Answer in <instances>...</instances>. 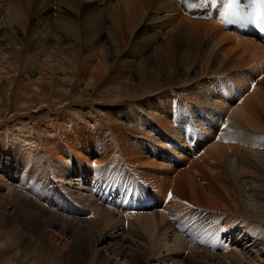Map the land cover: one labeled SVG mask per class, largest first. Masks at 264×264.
I'll list each match as a JSON object with an SVG mask.
<instances>
[{
    "label": "bare ground",
    "instance_id": "obj_1",
    "mask_svg": "<svg viewBox=\"0 0 264 264\" xmlns=\"http://www.w3.org/2000/svg\"><path fill=\"white\" fill-rule=\"evenodd\" d=\"M34 1L37 0H28L30 5L34 4ZM61 1L63 5L72 9L81 5V0ZM106 2L108 8H112L115 13L118 31L116 38L106 39L108 46H114L118 56L128 53L125 50L132 34L136 40L146 25L156 23L163 25L162 22L166 21L172 30L169 37L173 36V50L181 55V65H189L188 72L192 70L190 73L192 75L186 74L185 83H194L207 75L218 78L212 81L213 87L207 85L205 88L208 92L205 91L204 95L210 104L217 107L220 97L223 99L221 102L223 106L228 107L232 104L240 95L241 88L237 84L239 82L243 83V90L249 85L248 88H255L254 94L249 95L246 101L241 103L237 101L236 105L229 109L232 110L230 121L222 118L220 127L227 131L222 132L220 137L222 139L208 149L211 156L207 158L210 160L201 158L210 169L225 170L226 176L230 175L233 180L234 187L238 185L232 191L231 187L227 191L233 196V205L239 216L229 217L231 213L227 214L225 211H230L228 209L231 208H221L218 202L214 201L215 190L209 183L207 174L195 161H192L189 170L184 174L185 178L190 179L191 185L188 184V188L187 184L180 183L177 177L172 179L168 170L156 176L154 173L145 175L142 170L134 169L143 182H150L152 185L146 184L143 189L135 178L120 170V166L124 167V164L116 158L108 163L109 168L101 171L95 168L94 173L91 172L94 179L91 177V184L88 185L85 179H81L80 176L73 177L71 174L70 164L73 163L71 156L75 154L82 158L77 149L67 151L62 137L54 144L50 143L48 138L29 127L27 121L23 120L17 129L15 121L10 119L8 122H0V264H256L257 260L259 264H264V215L259 211L264 209V189L254 186L252 192L248 193L249 199L252 198L255 205V210H248L244 206V201L240 202V196L243 199L244 195L241 187L243 183L239 180L240 175L252 174L259 182L264 183V44L254 37L244 36L233 27L223 25L224 10L220 9L223 8L221 0L216 9L211 6L209 0H119L118 4H114L113 0ZM50 5L49 0L42 8H50ZM55 6L59 7L60 4L57 3ZM119 8L121 10L118 12ZM69 10L71 8L67 12H71ZM153 10L176 13L180 17L183 14L186 16V23L193 27L189 30L183 28V19L180 24H176V17L164 16L165 19L161 20L162 17H154ZM203 10L205 12H202ZM21 11L23 10L14 0H0V17L3 19L0 47L9 45L8 39L5 38L6 33L14 40V44L21 39L8 16L16 18L14 22L17 20L16 22L21 25L25 16ZM106 20L104 15L98 24L90 25L91 28L88 26L83 41L89 37L97 40L105 37V31H110ZM52 32L48 39L54 37L56 38L54 41H58L59 38H64V42L69 41L71 44L67 48L69 51L61 54L66 55L73 66L77 65L74 60H79L81 55L75 51L71 42L73 39H80L79 35H73L72 38L66 32V37L65 32L59 28ZM117 36L121 41L119 46L116 45ZM206 38L215 46L210 51L203 48L200 55L207 59L208 64L211 62V66L209 70L198 73L194 69L198 55L196 47L199 41ZM43 40V45L50 42L47 39ZM149 41L147 42L150 43ZM87 43L85 49L92 45ZM56 44L59 45L60 41ZM182 48L185 49L181 50ZM103 50L108 54L107 46ZM91 51L92 49L88 52ZM175 52L164 53L165 59L175 60L177 58ZM192 55L194 60L189 62ZM1 64L0 68L5 69V64ZM100 67L103 73L107 70L104 65ZM115 67L116 62L109 68V72ZM233 69L243 71H240L239 75H234L236 82L230 80V84L227 79L225 83V79L220 77L221 72ZM149 71L146 68V73ZM131 74L135 75L133 71ZM42 75V79L45 80L46 75ZM255 76L261 78L258 83L254 80ZM110 78L115 87L113 91L104 89L102 94H105V97L102 96V99L110 104H121L130 100L132 107L135 106L134 100L137 98H147L159 91L161 86L158 85L162 84L166 88L170 86V81L184 79L183 75L176 72L172 75L168 71L160 75L162 83L154 85L153 80L145 75L134 81V84L129 83L136 88L132 91L128 87H117L114 78ZM234 88H237L236 92ZM198 93L205 97L203 92ZM203 98H197L194 102L201 103ZM172 103H175V106L171 107L175 123L182 125L184 132L178 127L172 134H166L164 137L168 144L179 143L188 155H191L188 152L191 150L189 143L202 140L203 135L205 141L210 139L215 131L214 128L210 131L214 123L192 103H187L190 108L175 99ZM147 105L150 109L147 116L142 113L144 112L142 105L136 107L139 113L133 112L131 118L132 124L135 125L133 128L141 129L139 126L141 122L149 123L151 117L155 128L161 125L169 129L170 125L164 120L169 114L162 115L163 111L154 103L148 102ZM185 108L186 116L183 114ZM215 119L220 122L221 118ZM233 121L245 123L246 130L242 131L240 123L236 126ZM102 124L111 134L104 138L106 148L99 152L110 148L114 152L112 155L120 158L118 154L121 151V144L126 149L129 141L125 135L120 139L116 130L124 129L125 126L105 117ZM171 125L174 123L171 122ZM126 130L129 132V129ZM55 131L57 135L53 137L54 140L59 139L61 134L58 123ZM158 133L163 135L160 131ZM155 141L159 143L160 140L155 138ZM229 142L242 143L244 150L241 151L248 155L247 161H237L240 170H234L231 165L235 153L230 157L229 152L235 148L237 152V147L229 145ZM198 144L200 142H196V148ZM96 145L98 148L101 146L99 142ZM141 147L143 150V143ZM171 148L175 150L173 146ZM180 156L188 158L185 155ZM143 157L141 161L136 155L131 159V163L138 162L158 166L160 170L167 169L163 161L157 162L156 165L148 161L149 158ZM84 158L87 162L86 157ZM169 159L170 157L167 160ZM104 162L100 160L96 165ZM245 169L247 171H244ZM56 179L64 186V188L61 186L64 191L61 192L63 194L61 197L58 189L54 185L52 187ZM204 184L208 186L207 189ZM187 191L190 192V198L186 196V193L189 194ZM51 192L52 194H49ZM57 201L60 202V207ZM238 217L241 222H237ZM233 237L237 238L231 244ZM230 244L232 248L235 245L237 247L232 249L229 247ZM251 254H255V259L249 257Z\"/></svg>",
    "mask_w": 264,
    "mask_h": 264
},
{
    "label": "rangeland",
    "instance_id": "obj_2",
    "mask_svg": "<svg viewBox=\"0 0 264 264\" xmlns=\"http://www.w3.org/2000/svg\"><path fill=\"white\" fill-rule=\"evenodd\" d=\"M60 1L61 0H50V8H42L43 5L49 2V0H37L36 2L34 1V4L32 5L29 4L28 0H14V2L20 6V9L23 10L21 12H23V16H25L23 17L22 24L20 25L16 22L17 20L14 22V19L16 18L8 15L13 28L15 27V31L19 34V38L21 39L19 40L20 43L18 42L17 44H14V40H11L10 35L6 33L5 38L8 39L9 45L4 46L5 48L0 47V67L2 65L1 63L5 64V69L0 68V122H8L7 120L10 119L14 120L18 129V127L22 125L21 122L23 120L27 121L29 123V127L36 129V132L39 135L41 134L48 138V141L52 144L61 140L62 137L67 151L70 149H77L79 154L82 156V158H79L75 154L71 156L73 163H68L71 165L72 176H80L81 179H85L84 181L88 185L89 183L91 184V182L87 180L88 177H92L94 179V175L92 176L91 172L94 173L95 168H99L98 171H101L104 168H109L108 163L111 159L116 158L119 162L124 164V167L120 166V170L135 178L143 189L144 186L146 187V184L148 186L152 185H150V182H143L134 169L142 170L146 173L145 175H148L147 173H154L156 176H159L168 170L170 175H172V179L177 177L178 181L180 183L185 182L188 188V184L191 185L190 179L185 178L184 174H186L189 170V166L192 161H195L197 166H199L201 170L207 174L210 181L209 183L215 190V194L213 196L214 201L218 202L221 208H231L228 209L230 211L223 210L227 212V214L231 213V216L229 217L236 218L239 216V213H236V207L233 205V196L227 191L230 187L232 191L238 185L234 187L232 184L233 180L230 178V175L226 176L225 170L219 171L210 169L209 165L205 161L203 163L201 158L206 159V161L210 160L207 158L211 156L208 149L222 139L220 138L222 137V132L225 133V131H227L223 129V127H220L221 122L223 121L222 118L225 117V121L226 119L229 120L232 112V110L229 111V109L234 107L237 101L238 103L246 101L249 95L254 94L255 88H248L250 86L249 85L243 90V83L239 82L237 84L241 88V91L240 95H238V99L236 98L232 104L225 107L221 104L223 99L220 97L218 102L219 104H216L217 107H214L213 104L208 102L207 97L205 96V93L208 92L205 88L207 85L212 86L214 84L212 81H216L218 78L207 75L206 77L203 76L202 80L200 79L194 83H185L186 76L189 75L192 70L190 69L188 72L187 70L189 69V65H181V55L173 50V36L169 37L172 30L171 27L166 24V21L162 22L163 25L161 23L146 25L136 40L132 34L130 42L125 50L128 53L126 55L118 56L115 53L114 46H108V41L106 39V37L109 39H111V37L116 38L115 36L118 32L115 13H113L112 8H108L106 0H81L80 7H74L73 9L70 6L67 7L63 5L61 3L62 1ZM118 2L119 0H113L114 4H118ZM57 3L60 4L59 7L55 6ZM70 8L71 10L69 11L71 12H67ZM120 10L121 9L119 8L118 12ZM158 11L159 12L154 11V17H162L161 20L165 19V17H176V24H180L181 19H183V28L189 30L193 27L191 24L186 23V16H183V14H181L182 17H180L176 13H162V11ZM104 15H106V23L109 26L110 31L106 30L105 37L100 40L89 37L88 40L83 41L85 30L87 28L89 29V27L91 28L94 23L98 24V21ZM156 20L161 21L159 19ZM2 22L3 19L0 17V29L3 27ZM55 28H59L61 31L65 32V36L66 32L69 33L72 38L73 35H79L80 39H73L74 41L71 42L73 43L72 46L75 47V51L81 53H79V55H81L79 56V60H74L77 62V65L73 66V64L68 61L67 56L61 54V52L65 53L69 51L67 49L71 46L69 41L64 42V38L61 39L59 37L58 41H54L56 40L54 37L51 40L47 38L50 36L52 31L54 32ZM79 31H81V33ZM167 36L168 38H166ZM155 37H157L156 40ZM42 38L47 39V41L50 42L43 45L44 40ZM91 39L94 41H91ZM117 39L116 45L119 46L121 41L118 36ZM208 39L209 38H206L197 43L196 48H198V55L194 64V69L198 73L209 70L211 66V62L208 64L207 59L204 58L203 55H200L203 48L208 51L214 48L215 45L212 41H207ZM59 41L60 44L57 45L56 42L58 43ZM77 41H79L80 44H78ZM86 41L92 45L85 49L84 47L85 43H87ZM76 46H79L81 49L79 50ZM106 46L109 48L108 54H106L103 50ZM91 49L92 51L88 52ZM183 49L185 48H182L181 50ZM174 52L177 54V58L175 60L173 58H168L167 60L165 59L164 53L173 54ZM209 53L210 52H208V55H210ZM193 60L194 55L191 56V60L189 62ZM114 62H116V67L109 72V68L112 67ZM184 62H186V60H184ZM35 65H37L38 68ZM103 65L105 66L104 68H107L104 73L100 67H103ZM146 68L150 70L148 73H146ZM132 71L135 75L131 74ZM168 71H170L172 75H175V72L176 74H181L184 79L172 80L169 82L170 86L166 88H164L162 84L158 85L161 86L159 91L151 94L147 98H137L134 100L136 104L133 107L130 106V100L121 104H110L102 99V96L105 97V94H102L105 91L104 89H110L113 91L115 87L110 77L114 78L117 87L124 86L134 91L136 89L135 86L132 87L129 83L134 84V81L138 80V78L147 75L151 78V80H153L154 85H157L162 83L160 82V75L166 74ZM240 71L243 70H223L220 77L225 79V83L227 82V79L229 83L230 80L236 82L234 75H239ZM42 74H44V76L46 75L45 80L42 79ZM254 80L258 83L261 78L255 76ZM234 89L236 92L237 88ZM198 92H203L205 97H201V94ZM197 98H203L201 99L202 102H194ZM174 99L177 102L186 104L189 108L190 106L187 104L188 102L194 104L195 108H200V110L211 118L214 123L210 131L213 128L215 131L207 141H205V136L203 135L201 129L195 124L199 131L202 132L203 139L194 141V143H189L191 150L188 152L191 155H188L187 151L184 150L179 143H177L179 145L174 144L173 142L168 144L164 137L166 134H172L178 127L184 132L183 126L177 125L174 120L171 108L172 106H175V103H172ZM148 102L154 103L158 109L163 111L162 115L169 114V116L164 119L165 122L170 125L169 129H165L161 125H157V128H155L151 122L153 121L151 117V121H149V123L144 124L141 122V125H139L142 127L141 129L133 128L135 127V125L132 124L131 119L133 112L139 113V110L136 107L142 105L144 107V112L142 113L145 115L149 114L150 109L148 106L150 104L147 105ZM90 105H93V107ZM186 109L187 108L183 111L184 116L187 115ZM206 110H209V112ZM196 115L200 117L198 114ZM104 117L105 119H110L116 124H123L125 126H123L125 130H116V134L120 136H118L120 139H122V136L125 135L126 140L129 141L126 149H124L121 144V151L118 154L120 158L112 155L114 152L113 150H110V148L103 150L101 153L99 152L103 148H106L103 140L111 134L109 129L102 124ZM217 117L221 118L220 122L216 121L215 118ZM171 122L174 123V125H171ZM57 123L59 124L61 134L59 139L54 140L53 137L57 135V131H55ZM237 123H240L239 127L242 131L246 130L245 123L241 121ZM237 123L234 122L233 124L238 126ZM209 128L210 127H208V129ZM17 129H15V131ZM126 129H129V132H127ZM167 130H170V132H167ZM158 131H160L163 135H158ZM155 138L160 140L159 143H156ZM97 142L101 144L99 148L96 145ZM196 142H200L197 148ZM142 143L144 147L143 150H141ZM161 143L163 144L160 145ZM170 145L175 148L176 152ZM229 145L237 147L238 153L235 152L236 148L229 153L230 157L235 155L231 165L234 170H238L240 166L237 161H247L248 155L243 152L244 147L242 146V143L229 142ZM241 149L243 150L241 151ZM65 155L70 159L67 154ZM136 155L140 160L143 156L147 159L149 158L148 161L154 162L156 165L158 164L157 162L163 161L164 166L167 169L160 170L157 168L158 166L153 167L148 164H139L138 162L132 164L131 159L133 157L135 158ZM180 155H185L188 158H183ZM84 157H86L87 162H85ZM98 157L101 159H96ZM165 157H167V159L170 157L169 161L165 159ZM124 159L127 161H124ZM100 160H104L105 162L101 165H96L100 162ZM112 169L115 170L114 168ZM244 171H247V169ZM239 180L243 183L241 187L242 194L244 195L243 199L240 196V202L243 203L244 201V206L248 210L254 209V201L252 198L249 199L248 193L252 192L251 190L254 189V186L263 190L264 183L262 181L259 182V180L254 175L252 176V174L240 175ZM53 185L58 189L61 197L63 195L61 192L64 193L61 186L63 188L64 186L58 181V179L52 183V187ZM204 186L206 189L208 188L206 184H204ZM187 192L189 194L186 193V196L187 198H190V192ZM49 194H52V192ZM199 196H201V193ZM162 201L163 198L161 197V202ZM58 205L60 207V202H58ZM257 207L259 208L260 206L258 205ZM135 211L139 212V210ZM259 211L263 212L262 215H264V209H259ZM237 222H241L239 217ZM236 238L237 237L231 238V244ZM231 244L229 246L230 248H232ZM236 247L237 245H235L232 249ZM249 257L251 259H255V254L249 255ZM259 263L260 262L257 260L256 264Z\"/></svg>",
    "mask_w": 264,
    "mask_h": 264
},
{
    "label": "trees",
    "instance_id": "obj_3",
    "mask_svg": "<svg viewBox=\"0 0 264 264\" xmlns=\"http://www.w3.org/2000/svg\"><path fill=\"white\" fill-rule=\"evenodd\" d=\"M87 180H88V181H90V182L92 181L91 177H88V179H87Z\"/></svg>",
    "mask_w": 264,
    "mask_h": 264
},
{
    "label": "snow or ice",
    "instance_id": "obj_4",
    "mask_svg": "<svg viewBox=\"0 0 264 264\" xmlns=\"http://www.w3.org/2000/svg\"><path fill=\"white\" fill-rule=\"evenodd\" d=\"M262 2H264V0H262Z\"/></svg>",
    "mask_w": 264,
    "mask_h": 264
}]
</instances>
